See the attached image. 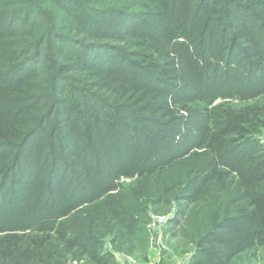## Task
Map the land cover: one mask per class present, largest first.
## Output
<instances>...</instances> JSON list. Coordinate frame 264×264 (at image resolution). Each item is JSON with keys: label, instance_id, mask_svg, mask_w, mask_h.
<instances>
[{"label": "rangeland", "instance_id": "obj_1", "mask_svg": "<svg viewBox=\"0 0 264 264\" xmlns=\"http://www.w3.org/2000/svg\"><path fill=\"white\" fill-rule=\"evenodd\" d=\"M263 193L264 0H0V264H193Z\"/></svg>", "mask_w": 264, "mask_h": 264}, {"label": "trees", "instance_id": "obj_2", "mask_svg": "<svg viewBox=\"0 0 264 264\" xmlns=\"http://www.w3.org/2000/svg\"><path fill=\"white\" fill-rule=\"evenodd\" d=\"M242 35L245 33L242 31ZM229 122L225 130L214 138L221 141L223 137L247 131L243 125L252 123L256 118L250 112L228 115ZM264 234V193L253 199L252 209L237 220L219 224L197 245V255L193 264H228L238 254L254 247L256 239Z\"/></svg>", "mask_w": 264, "mask_h": 264}]
</instances>
